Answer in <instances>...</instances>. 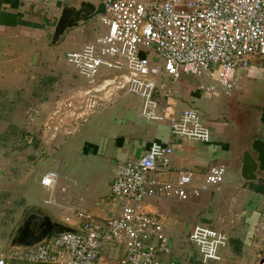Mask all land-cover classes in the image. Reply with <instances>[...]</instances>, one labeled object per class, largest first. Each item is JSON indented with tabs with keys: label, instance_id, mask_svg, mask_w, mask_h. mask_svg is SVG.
<instances>
[{
	"label": "built area",
	"instance_id": "obj_1",
	"mask_svg": "<svg viewBox=\"0 0 264 264\" xmlns=\"http://www.w3.org/2000/svg\"><path fill=\"white\" fill-rule=\"evenodd\" d=\"M18 1L64 5L71 0ZM97 1L103 2L104 13L90 21L96 20L104 31L99 29L79 52L65 54L92 85L101 69L112 74L86 92L85 108L102 107L115 91L124 90L141 98L140 120L167 121L171 140L209 142L211 133L200 108L189 107L173 117L160 109L159 101L169 95L163 77L203 78L202 89L231 96L254 60L264 70V0ZM172 154L171 142H153L144 154L119 163L109 194L116 209L104 217L92 213L86 196L73 179L60 174L57 163L40 178L47 193L40 207L74 231L31 247L8 248L0 253V264H8V259L106 264L115 257L116 264H181L170 258L171 241L178 235L146 204L194 202L207 190H219L227 168L213 165L199 178L191 169L172 167ZM183 236L203 264L220 261L228 244L224 232L207 225H196Z\"/></svg>",
	"mask_w": 264,
	"mask_h": 264
},
{
	"label": "crops",
	"instance_id": "obj_2",
	"mask_svg": "<svg viewBox=\"0 0 264 264\" xmlns=\"http://www.w3.org/2000/svg\"><path fill=\"white\" fill-rule=\"evenodd\" d=\"M40 3L43 2L22 3L18 0H0V37L36 40L26 46L30 49V61L28 64L30 66L22 70L19 64L11 65V63L13 61L17 62L18 56L16 52L20 50L23 51L24 47L16 43L14 45L7 43L4 45L0 44V134L9 129L11 125V116L7 109L8 105H6V109L1 107L3 104V100H1L2 95L5 96L4 104H9L11 102L6 100L8 97L16 98L19 95L25 96L24 93L27 94L28 91H31L35 83L34 96L39 99L36 98L37 104L35 106L37 108L35 107L34 110L37 113L36 120L41 124V122L46 119L45 109L52 107L51 105L53 103L51 98L72 97L79 94L83 95L89 88L91 89L107 78V74H111V72L101 69L94 84L90 85L88 80L84 78L85 76L80 74L66 59L54 58V49L51 47L48 48V44L45 42L47 37L44 28L28 20L23 14L26 12L25 4L37 6ZM44 4L47 5V3ZM74 4L76 3H73V5ZM60 9L58 11H60ZM102 31L104 30L101 28L100 32ZM95 35L96 34H90L85 36L81 46L90 42ZM55 50L57 51L56 47ZM68 65H71L70 71L69 68L66 69ZM258 69L262 70L259 65L252 64L245 72H242L240 87L243 83V77H245V81L248 79V81H250V79L257 76L259 73ZM202 82L203 81L199 78L191 75H182L176 81H172L170 77L164 76L163 86L165 90L169 91V95L159 101V106L160 109L165 110L167 117L178 116L182 110L189 107L200 108L203 113V121L211 133L209 142L184 141L180 139L171 140L167 121L144 122L140 120L138 116L142 107L141 98L137 95V97L128 96V94L132 93H128L124 90L115 91L110 101L98 110H89L86 108L82 113L81 122L77 121L76 123L75 121V124H77L76 131L69 137L80 133L79 129L83 131L85 127L84 123L86 122L92 123L91 127H94L95 131H92L89 136H86L89 138L88 140L83 139L82 141V153L78 160L81 161L80 163L85 168V171L81 174H73L74 177L70 175L66 177H70L76 182L81 192L89 201L90 209L95 216L104 217L109 214L110 210L116 209V202H108V199L111 198L109 195L110 184L115 176L117 165L125 160L144 154L153 142H171L173 146V154L171 157L172 167L191 169L199 178L209 167L216 164H223L226 166L227 170H234L230 165V158L233 159L237 148L235 146V140L232 139V137L233 134H235V128L239 127L238 121H235L237 125L235 127L233 126L234 123H231L228 118L225 119L223 117V109L217 107L212 101L214 97L218 98V94L202 89ZM237 92L238 90L234 92L231 97L235 99ZM156 95H159V92H157ZM219 95L221 96V94ZM127 96L132 99L134 102L133 104L127 100ZM42 97L43 100H41ZM59 112L60 110L57 109L54 112L52 111L51 115H49L56 116ZM59 117L60 116H58V119L60 120L61 118ZM12 118L18 119V117L14 116H12ZM238 118L242 119V117ZM85 133H87V131ZM63 150L68 151V149ZM59 162L61 169V160L53 162L51 168ZM97 165H99L100 169L95 170L94 167ZM9 168L7 162L0 159V185H3V191H9L12 186H15L14 182H12L13 179L11 178ZM17 182L18 186L21 181L18 180ZM225 183L221 184L219 190H207L203 192L200 198L194 202L181 203L173 200H165L162 202L150 201L146 204V209L148 211L161 215L169 232L178 235V237H175L171 241V248L173 251L170 257L171 260L181 264H188L185 262V259L188 260V262H193L190 260V256L185 259H181L180 257V253L185 250L179 251V249L184 247L183 242L186 237L183 236L185 234H182L179 225L186 224L185 220L188 219L186 213H184L182 209L187 210L192 207L215 203L217 201L216 198L219 197L218 195L226 191L224 187ZM38 185L40 186L39 180ZM237 187V191H235V194L232 196H240L238 193H242L243 182H240ZM231 188L232 187L229 186L228 191H230ZM243 192L246 194L247 198H252L251 196H253L256 199L260 198V194L263 193L249 188ZM45 197L46 195L43 198ZM42 199L40 200L39 208ZM23 208L24 206L22 209ZM196 225H207L214 230L222 231L210 222H202L201 219H194L191 223V227H189L188 231L185 233H189ZM228 245L229 237L228 244L222 251L221 260L212 261L208 264H220L224 259V254L227 252ZM199 261L196 260V262ZM196 262L194 261L192 264ZM200 264L203 263L200 261Z\"/></svg>",
	"mask_w": 264,
	"mask_h": 264
},
{
	"label": "rangeland",
	"instance_id": "obj_3",
	"mask_svg": "<svg viewBox=\"0 0 264 264\" xmlns=\"http://www.w3.org/2000/svg\"><path fill=\"white\" fill-rule=\"evenodd\" d=\"M91 1L96 2L97 0ZM77 2V0H71L66 4ZM25 5L26 12L23 13L26 16L25 18L44 28L47 37L45 42L48 44V48L54 49V58L65 60L67 52H79L82 47L83 38L90 34H97V31L101 29L96 20L86 22L69 30L59 43L52 46L51 36L60 13L58 10L62 5L53 1L47 3V5L44 3H40L37 6ZM35 41L24 38L9 39L8 37H0V44L4 45L7 43L14 45L16 43L24 47L23 51L16 52L18 56L17 62L13 61L11 63V65L19 64L21 70L30 66L28 65L30 61V49L26 46ZM70 66L66 67V69L69 68V71ZM258 71L257 76L250 79V81H248L249 79L245 81V77H243V83L238 89L235 99L234 97H227L222 94L221 96L218 94V98L214 97L212 99L217 107L223 109V117L225 119L228 118L231 123H234L233 126L235 127L237 125L234 121L242 116L243 119L245 118L243 125L245 124L246 127H248V123L250 125V122L254 125L257 124V121L251 120L253 119L251 115L246 114V108L249 110V107H253L251 106L252 104H259L264 97V70L258 69ZM199 79L203 81L202 83L205 82L203 78ZM35 86L34 83L32 90L28 91L27 94L24 93L25 96L8 97L9 99L7 98L6 100L11 102L9 104H4V95L1 97V100H3L1 107L6 109V105H8L7 109L10 112L11 125L9 129L0 134V159L6 161L8 168L10 167V175L15 186H12L9 191H3V185H0V253H7L11 236L22 219L24 212L31 207L39 208L40 200L47 195L38 185V180L40 181L39 178L44 172L46 173L52 169L51 165H53V162L61 160V175L74 177L73 174H81L85 171V168L80 163L81 161L78 160L82 153L81 145L83 139L88 140L89 138L86 136L95 131L94 127H91L92 123L86 122L84 123L85 127L83 131L79 129L80 133L69 137L76 131L77 124H75V121L76 123L77 121L81 122L82 113L86 109L85 100L88 95H85V92L83 95L79 94L72 97L51 98L52 107L45 109L46 119L40 124L36 120L37 113L34 110L37 104L36 101L39 99L34 96ZM128 96L136 95L128 94ZM128 96L127 100L133 104L134 102ZM41 100H43V97ZM99 108L101 107L94 110H98ZM254 108H257L259 111L258 105ZM57 109L60 112L56 116H50L52 111L54 112ZM249 111L253 113L255 110L251 109ZM12 116L18 117V119H13ZM58 116H60V120ZM236 128L234 130L235 134L232 137L234 140L241 133ZM86 131L87 133H85ZM63 149H68V151H64ZM239 152V150H236L233 159L230 158V165L234 170L228 169L225 174L222 184L226 182L224 185L226 191H223L221 195L219 194V197L216 198L217 201L213 202V204L207 202L208 204L203 206L192 207L187 210L182 209L188 219L185 220L186 224L179 226L182 234H186L185 232L191 227L192 221L194 219H201L202 222H210L224 231L226 236L229 237V245L220 264H260L261 260L264 259V194H260V198L258 199L253 196H251L252 198H247L246 194H244L243 191L248 188L254 190L256 182L245 183L240 178L238 174L240 167L238 162L240 158ZM94 169H100L99 165L95 166ZM18 180L21 182L17 186ZM240 182H243L242 193H238L240 196L237 197L232 196L237 191V186ZM229 186L232 187L230 191H228ZM23 206L24 208L22 209ZM183 243L184 247L179 249V251L185 250L180 253L181 259L190 256L192 258L190 260L193 262L199 261L196 249L185 238ZM116 259L118 258H112L106 264H116ZM185 262L188 264L193 263L188 262L186 259ZM8 264L26 263L8 259Z\"/></svg>",
	"mask_w": 264,
	"mask_h": 264
},
{
	"label": "water",
	"instance_id": "obj_4",
	"mask_svg": "<svg viewBox=\"0 0 264 264\" xmlns=\"http://www.w3.org/2000/svg\"><path fill=\"white\" fill-rule=\"evenodd\" d=\"M103 13L104 5L101 1L79 0L74 5H62L54 25L51 44L59 43L69 30ZM253 63L258 64V61L254 60ZM258 108L261 112L259 121L262 124L264 123V97L258 104ZM250 137L252 138L251 143L245 144V150L241 154L240 177L245 182H256V184L264 187V135H252ZM110 201L112 198L108 199V202ZM73 231L72 228L58 222L54 216L46 213L41 207H31L24 212L22 219L16 226L8 248L31 247L54 234Z\"/></svg>",
	"mask_w": 264,
	"mask_h": 264
},
{
	"label": "flooded vegetation",
	"instance_id": "obj_5",
	"mask_svg": "<svg viewBox=\"0 0 264 264\" xmlns=\"http://www.w3.org/2000/svg\"><path fill=\"white\" fill-rule=\"evenodd\" d=\"M257 105H258L257 103L256 104H252L251 106H253V107H249V110H251V109L255 110L253 113H251L246 108V114H248L249 116L251 115L252 118H253L251 120L257 121L258 125L257 124L254 125L252 122H250V125L248 123V125H247L248 127H246L245 124L243 125V120H245V118L243 119V116H242V119L237 118V120H235V121H238V126H239L237 131H241V133H239V135H237L235 137V143H236L235 146L237 147L236 150L240 151L239 152L240 153V158H239V161H238L239 165H240V160H241V154L245 150V146L247 145L246 143H251L252 138L250 136H252V135H254V136L264 135V123L261 124V122L259 121V119L261 117V114H260L261 112L258 111L257 108H254V107H257ZM244 110H245V108H244ZM245 116H247V115H245ZM252 125H254V126H252ZM246 128H248L249 130L246 129ZM251 131H252V133H251ZM249 132L251 133V135H249L250 134ZM253 132H255V133H253ZM236 134H238V133H236ZM238 174L240 176V167H239V170H238Z\"/></svg>",
	"mask_w": 264,
	"mask_h": 264
},
{
	"label": "trees",
	"instance_id": "obj_6",
	"mask_svg": "<svg viewBox=\"0 0 264 264\" xmlns=\"http://www.w3.org/2000/svg\"><path fill=\"white\" fill-rule=\"evenodd\" d=\"M60 4V3H59ZM61 5V4H60ZM254 188H255V190L257 191V192H263L264 193V187H262V186H260V185H258V184H256L255 186H254ZM197 252V251H196ZM190 259H192V258H190ZM200 259V258H199ZM198 259V260H199ZM12 260V259H11ZM196 264H200V261L199 262H196Z\"/></svg>",
	"mask_w": 264,
	"mask_h": 264
}]
</instances>
